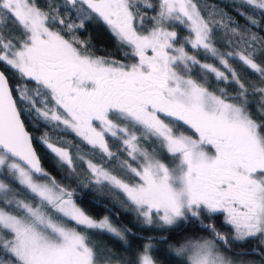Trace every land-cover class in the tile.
<instances>
[{"label":"snow or ice","instance_id":"6c2138e0","mask_svg":"<svg viewBox=\"0 0 264 264\" xmlns=\"http://www.w3.org/2000/svg\"><path fill=\"white\" fill-rule=\"evenodd\" d=\"M240 3L264 13V0ZM240 14L251 27L197 0H0V264H157L154 237L132 252L131 229L80 206L89 187L122 196L145 230L197 225L169 245L184 258L176 264H264V36L252 31H264V19ZM93 18L128 49L125 60L80 38ZM26 121L46 130L34 136ZM68 133L119 174L74 154ZM34 140L63 180L45 169ZM92 234L132 254L100 247Z\"/></svg>","mask_w":264,"mask_h":264},{"label":"trees","instance_id":"16d2710c","mask_svg":"<svg viewBox=\"0 0 264 264\" xmlns=\"http://www.w3.org/2000/svg\"><path fill=\"white\" fill-rule=\"evenodd\" d=\"M48 2L49 0H38V3L41 5H44ZM55 2L59 3L60 0H55ZM197 3L207 4L222 10L224 13H227L228 16H231L232 19L241 26L251 27L250 25H248V22L244 18V16H242L240 13L254 15L257 20L264 19V13H261L259 10L254 11L249 6L241 7L240 0H197ZM61 14H66L63 9L61 10ZM66 15H68L71 19L76 20V22H79L76 19L74 12L67 13ZM147 15L150 17L154 15V12L152 10H147ZM8 27L12 28L13 25L9 24ZM145 27H151V23L148 20L145 21ZM177 31L182 35H187L186 30L182 31L181 28H177ZM252 31L258 32L259 35L264 36V31H261L257 28L253 27ZM78 35L83 40H91V43L94 46L93 50L97 55L111 56L117 60H125L123 53L128 51V49L126 47L122 48V46L117 42L114 35L108 29V27L98 19L93 18L91 21L86 22L85 29L81 30ZM218 35L222 34L218 33ZM216 46L221 47L219 41L217 42ZM222 50L231 51L232 49L222 48ZM189 51L190 54L196 55L197 59L201 60L202 63H216V61L206 56L202 51L198 53L192 52L191 49H189ZM262 59H264V57L258 58L257 63H261ZM230 63L233 64V67L237 68L238 72L246 82L251 81L254 83H259L258 75L244 68L238 60H230ZM199 71L200 70L197 68L193 69L194 78L199 79V76L196 75V73ZM208 79L213 87L224 86L222 84L216 85L211 76H209ZM229 90L231 91V89ZM26 126H28L29 131L32 132L34 136H39L43 131L46 130L44 128H41L40 131L37 132L31 125L28 124L27 121ZM63 140L68 142V146L71 148L74 154L77 150H79L80 154H87L89 158L94 160V162L103 163L106 167L109 168H115V173L119 174L120 170L116 168L115 161H107L106 158L99 152L93 154L92 149L86 144L82 143L80 139L74 134H65L63 136ZM33 143L36 147L38 155L41 157V162L45 169L48 170L53 176H55L57 180H63L62 172L54 166V159L49 154L47 149L36 140H34ZM109 143L110 145H112L113 141L110 139ZM165 162L168 161L166 160ZM77 170L81 171V168L78 167ZM13 186L15 187V185ZM73 186L75 187V185ZM80 196H82L83 199L79 200L78 203L93 217L99 218L107 215L112 219V221L117 222L119 225H126L129 229H131L133 235L128 237V244L131 245L132 252H135L137 249H139L143 237L152 236L155 238L154 243L156 248L158 249V251L153 253L154 259L156 260L157 264H176L177 259H184L183 257H176L175 253L169 250V245H175L178 240H182L185 236L195 234L193 230L197 229V225L181 223L178 226H174L173 228H169L167 230H161L159 228L145 230L143 226L135 219L134 214L125 211V209L121 207V201L123 200V197L116 192L110 191L107 187H105L104 189L89 187L88 189L80 190ZM113 213H115V215H113ZM221 222L222 217L217 221V223L219 224ZM225 231L230 232L231 230L225 228ZM92 238L100 247L112 248L118 255L122 254L130 256L132 254V252H125V248L121 247L119 242L114 239H110L106 235L92 234ZM162 238H166L167 243H162ZM258 243L259 242L257 240H252L243 246H233V251L235 252L241 249L248 250ZM251 258L254 260L259 259V257L255 255L251 256Z\"/></svg>","mask_w":264,"mask_h":264},{"label":"rangeland","instance_id":"374dc122","mask_svg":"<svg viewBox=\"0 0 264 264\" xmlns=\"http://www.w3.org/2000/svg\"><path fill=\"white\" fill-rule=\"evenodd\" d=\"M148 28H150V27H148ZM114 174H116V173H114ZM0 179H2V177H0ZM105 216V215H104ZM96 218H98V217H96ZM114 222V221H113ZM117 226H119V224L117 223V222H114ZM246 259H252L251 257H246ZM254 260V259H253Z\"/></svg>","mask_w":264,"mask_h":264}]
</instances>
